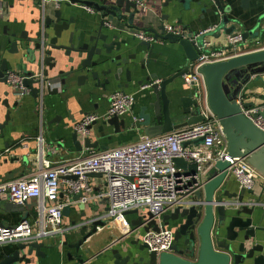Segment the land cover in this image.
Returning <instances> with one entry per match:
<instances>
[{
	"label": "water",
	"instance_id": "1",
	"mask_svg": "<svg viewBox=\"0 0 264 264\" xmlns=\"http://www.w3.org/2000/svg\"><path fill=\"white\" fill-rule=\"evenodd\" d=\"M2 1V0H1ZM25 2L27 0H19ZM213 7L209 14L222 16L217 24V31L231 35L237 30L242 33L244 41L254 39L259 41L264 36V14L254 18V25L246 30L247 21L241 17L232 18L236 5L235 0H209ZM252 0H241L243 8L249 6ZM260 0H255L258 3ZM34 5L40 8L41 29L29 36L26 30L17 32L12 28H3L0 33V86H8V73L15 72L23 79V87L31 90L34 98L44 97L46 92L50 95L58 94L59 86L69 85L76 79L79 85L88 84L91 87L106 89L116 87L125 93L131 83L137 81L138 85L146 82L149 97L154 101L142 108L139 117L140 126L145 129L149 137H156L174 130L192 126L204 121L200 112L199 102L190 92L188 96L176 100L177 92L169 93L167 87L177 78L188 73L190 63L199 60L201 52L199 47L204 44L206 34H197L190 31L184 37L168 34L163 24L159 30L149 28L141 29L152 34L156 40L179 43L185 52V67L175 75L160 83L155 82L156 74L143 75L147 61L141 60L137 65V55L132 53L136 37H127L122 32L113 30L108 25L115 20L124 22L125 26L134 31L136 18L141 10L131 0H33ZM93 10L100 15L99 27L94 34L87 36L86 29L77 38L70 31L76 16H81V8ZM4 18L3 5L0 2V21ZM217 22V21H216ZM110 30L104 31V30ZM243 29V30H242ZM141 46L153 48V43L140 42ZM23 52L21 59L17 56ZM38 71V73H36ZM205 77L208 90V104L217 117L228 142V153L231 157L246 159L250 165L264 175V130L257 127L243 112L239 103L240 95L245 86L255 76L264 75V48L247 52L229 60L205 64L200 69ZM53 72L57 74L52 75ZM125 74V83L121 77ZM57 84L51 85V82ZM118 83V84H116ZM10 91L4 96L8 97ZM146 96V95H145ZM1 101V100H0ZM146 101H148L146 97ZM2 104L10 109L8 100ZM135 106V105H134ZM244 108L254 107L253 103L243 104ZM134 108V107H133ZM133 110V109H132ZM173 113L185 118L184 122L176 124ZM264 117V112L262 113ZM11 111L6 114V121L0 125V131L10 122ZM98 123V122H97ZM97 123L92 124L88 131L91 133ZM104 126L114 128V134H121L127 129H135L136 123L128 124L126 119L114 116L103 120L99 131L105 136ZM83 138L77 131L73 134L76 151L81 153L85 148L96 149L99 142H93L90 134ZM110 139L112 137H109ZM204 138L195 141L203 144ZM187 144H183L186 147ZM107 149L106 147H103ZM176 166L187 177L202 176L199 164L188 162L185 159H175ZM230 162L218 161L207 172L209 179L201 190L196 192L191 202L186 206H178L172 212L162 216L160 222L153 219L149 211H129L127 215L140 214L137 220L131 221L132 228L143 227L145 232H159L161 229H173L175 244L170 252L158 255L150 252L145 244H139L138 253H127L122 256L119 249H112L113 264H264V243L257 241V232L264 228L254 224L255 208L250 207L244 196L232 194L222 190V184L228 177ZM93 177H102V174H91ZM75 179V177H74ZM83 192L73 196V201L79 206ZM62 197V195L60 196ZM33 201V200H32ZM105 202H108L106 199ZM28 204H12L13 212H19ZM71 205L64 208V216L69 217ZM108 209V208H107ZM106 209V210H107ZM92 226V230L82 237L75 246L81 248L88 238L97 233L99 227H104L102 220H92L82 227ZM44 244L33 242L18 244V249L11 255L5 256L1 264H15L17 262L31 263L28 256L34 251L40 256ZM27 254L21 256V251ZM198 255L197 259L187 257ZM43 257V255H42ZM83 264V259L80 260Z\"/></svg>",
	"mask_w": 264,
	"mask_h": 264
},
{
	"label": "crops",
	"instance_id": "2",
	"mask_svg": "<svg viewBox=\"0 0 264 264\" xmlns=\"http://www.w3.org/2000/svg\"><path fill=\"white\" fill-rule=\"evenodd\" d=\"M147 10L136 18L134 31L153 28L159 30L165 26H174L187 31L192 30L199 33L208 28H217L215 24L221 19V15L214 19L208 10L213 7L209 0H143ZM233 12L229 15L232 18L241 17L242 21H247L246 30L253 27L254 18L264 14V0L258 3L252 0L249 6L243 8L241 0H235ZM3 5L4 18L0 21V33L3 28H12L13 32L26 30L29 36H34L41 29L40 8H37L33 0L20 2L19 0H0ZM81 16L75 17V22L71 25L69 32H75L77 38L86 29L87 36L92 35L99 27L100 15L89 12L86 8H81ZM254 17V18H253ZM217 21V22H216ZM113 30L122 32L127 37L133 36V31L129 30L124 22L115 20L113 24L108 25ZM243 30V29H242ZM109 31L110 30H104ZM240 31V30H237ZM143 32V31H142ZM146 33V32H145ZM149 34V33H146ZM152 35V34H149ZM227 37L223 31L211 32L206 35L205 41L211 43L210 49L228 48ZM260 41V39H259ZM254 39L246 41L241 49L258 50L261 42ZM140 40L136 38L134 50L132 53L137 55L136 63L140 66L141 60L148 62L143 75L148 76L156 74L158 77L155 82L170 78L180 72L186 64V56L183 47L179 44H173L168 41L160 40L153 43V48L148 49L141 46ZM17 56L20 59L23 57ZM38 73V71H36ZM57 73L53 72L55 76ZM125 74L121 77V83H125ZM118 84V83H116ZM58 85V84H57ZM59 86V85H58ZM143 85H138L137 81L130 84L125 93L135 97V106L131 113L124 116L128 124L133 125L134 117L139 118L142 114V108L154 98L149 97V91L143 90ZM59 93L50 95L46 92L44 97L34 98L30 89L29 94L19 95L8 86H0V125L6 121V114L11 111V120L0 131V184L21 178H30L38 171L42 170L43 160H48L52 165L62 161L73 160L81 155L90 154L102 150L116 148L121 145L135 142L143 135H146L145 129L136 123L135 129H127L121 134H114V128L104 126L105 136L99 131L103 121L97 123L90 133L93 142H99L96 149L85 148L81 153L76 151L73 140V134L76 132V125L89 114L105 115L110 107V97L115 92H122L116 85L106 89L91 87L88 84L79 85L76 79L67 86H59ZM167 90L169 93L177 92L176 102L180 106L179 98L188 96L191 92L183 77L177 78L171 83ZM6 91H10L8 97L4 96ZM146 95V96H145ZM146 97L148 101H146ZM8 100L10 109H7L2 102ZM243 104L253 103L254 106L264 105V75L253 77L247 86L241 92L240 99ZM173 119L176 124L185 121L183 116L173 113ZM123 118V117H122ZM140 119V118H139ZM147 136V135H146ZM43 138V145L39 138ZM109 137H112L111 139ZM83 140V138H80ZM195 144V143H194ZM198 145V144H195ZM106 147L107 149H104ZM206 172L202 177L205 183L209 177L207 172L210 170V164H205ZM180 174L183 171L180 170ZM91 184L95 177L91 176ZM95 186V184H94ZM96 192L105 189L103 185L95 186ZM222 190H228L230 193H237L244 196V200L250 207L255 208L254 224L264 228V185H256L252 190L241 189L238 182L232 175H228L222 184ZM62 187L59 197L60 202L71 205L69 217H65V235H55L42 240L44 247L41 249L40 256L36 252L28 258L31 263L17 262L15 264H81L80 260L86 264H113L112 249H119L124 257L127 253H138L141 238L145 233L143 227L134 228L135 232L128 236H121L118 229L113 224H106L99 227L96 234L84 242L79 250L75 247L82 237L92 230V226L82 227L83 223L92 221L106 211L108 202L101 200L98 203L83 204L79 206L73 201V196L64 193ZM195 197V196H192ZM189 198V199H192ZM12 203L3 201L0 206V225L14 226L23 221L33 224L38 218L37 201L33 200L19 212H13ZM16 205V204H15ZM140 214L128 215L130 221L137 220ZM171 229V228H169ZM173 231V229H171ZM105 235V236H104ZM257 241L264 243V230L257 232ZM18 249V244L9 243L0 245V264L5 256L11 255ZM21 256L27 254L21 251ZM43 255V257H42ZM196 256L187 257L190 260L197 259Z\"/></svg>",
	"mask_w": 264,
	"mask_h": 264
},
{
	"label": "built area",
	"instance_id": "3",
	"mask_svg": "<svg viewBox=\"0 0 264 264\" xmlns=\"http://www.w3.org/2000/svg\"><path fill=\"white\" fill-rule=\"evenodd\" d=\"M131 1L138 4L143 12L147 10L143 0ZM88 11L93 12L91 9ZM165 31L181 37L188 34L187 31L170 25L165 26ZM215 31L216 27L208 28L200 34L207 35ZM132 34L141 42L160 41L142 31H133ZM244 44L246 41L240 31L228 35L226 49H210L211 43L204 41L199 47V60L190 63L188 73L183 75L184 82L199 102L203 122L156 137L143 135L135 142L81 155L56 165L43 160L42 170L32 177L1 183L0 206L5 200L16 205L36 200L38 218L33 224L23 221L14 226L0 225V245L40 243L55 235H65L69 228L65 227L63 213L67 205L59 199L62 187L65 188L64 193L69 196L83 192L80 203L85 205L107 199L108 209L95 220H102L105 225L113 224L121 236L135 232L127 215L129 211H149L162 227L164 214L172 212L178 206H186L191 202L189 198L204 186L202 177L180 174L181 169L175 164V159L179 158L198 163L202 176L206 173L205 164H210L212 168L218 161L225 160L231 164L228 175L235 178L241 189L252 190L256 185H264V175L246 159L229 155L227 138L219 120L209 107L207 84L200 71L205 64L226 61L251 52L250 49H241ZM8 84L19 95L29 94L28 88L23 87V79L15 72L8 73ZM50 84L57 83L52 81ZM239 103L245 116L264 130V105L244 108L243 103ZM134 105L133 95L115 92L110 97L108 112L105 115H87L76 125V131L84 138L90 134L88 128L92 124L114 116L124 117L132 112ZM134 122L139 123L141 120L134 117ZM201 138L205 139L204 143L195 145L194 142ZM39 142L43 145L42 137ZM183 144L187 146L183 147ZM91 174H102V177H95L91 184ZM94 184L103 185L105 189L96 192ZM149 221L151 219L144 222L142 227ZM141 243L145 244L150 252L158 255L170 252L175 244L174 232L169 228L159 232H145Z\"/></svg>",
	"mask_w": 264,
	"mask_h": 264
},
{
	"label": "trees",
	"instance_id": "4",
	"mask_svg": "<svg viewBox=\"0 0 264 264\" xmlns=\"http://www.w3.org/2000/svg\"><path fill=\"white\" fill-rule=\"evenodd\" d=\"M259 42H261L262 44H261V47H264V36L260 39V41ZM260 47V48H261Z\"/></svg>",
	"mask_w": 264,
	"mask_h": 264
},
{
	"label": "rangeland",
	"instance_id": "5",
	"mask_svg": "<svg viewBox=\"0 0 264 264\" xmlns=\"http://www.w3.org/2000/svg\"><path fill=\"white\" fill-rule=\"evenodd\" d=\"M260 48V47H259ZM261 49V48H260ZM259 50V49H258Z\"/></svg>",
	"mask_w": 264,
	"mask_h": 264
},
{
	"label": "bare ground",
	"instance_id": "6",
	"mask_svg": "<svg viewBox=\"0 0 264 264\" xmlns=\"http://www.w3.org/2000/svg\"><path fill=\"white\" fill-rule=\"evenodd\" d=\"M105 236V235H104Z\"/></svg>",
	"mask_w": 264,
	"mask_h": 264
}]
</instances>
